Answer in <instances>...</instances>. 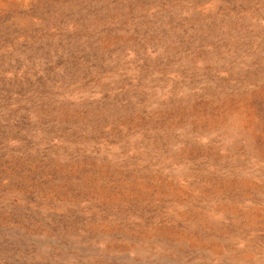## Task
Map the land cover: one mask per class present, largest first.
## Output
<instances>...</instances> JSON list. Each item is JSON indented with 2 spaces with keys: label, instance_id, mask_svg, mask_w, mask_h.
Returning a JSON list of instances; mask_svg holds the SVG:
<instances>
[{
  "label": "rangeland",
  "instance_id": "rangeland-1",
  "mask_svg": "<svg viewBox=\"0 0 264 264\" xmlns=\"http://www.w3.org/2000/svg\"><path fill=\"white\" fill-rule=\"evenodd\" d=\"M0 264H264V0H0Z\"/></svg>",
  "mask_w": 264,
  "mask_h": 264
}]
</instances>
